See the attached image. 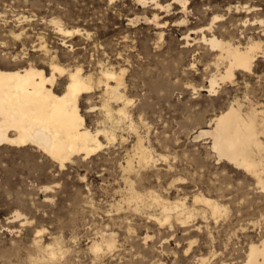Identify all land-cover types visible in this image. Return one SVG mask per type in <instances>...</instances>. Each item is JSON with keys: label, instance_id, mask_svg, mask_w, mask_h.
I'll return each instance as SVG.
<instances>
[{"label": "rangeland", "instance_id": "obj_1", "mask_svg": "<svg viewBox=\"0 0 264 264\" xmlns=\"http://www.w3.org/2000/svg\"><path fill=\"white\" fill-rule=\"evenodd\" d=\"M152 4L0 0V65H33L50 75L57 62L72 70L80 67L95 79L103 69L122 71V91L132 101L130 119L116 125L114 143L102 139L103 149L76 157L64 168L34 146L0 145V264H201L202 259L239 264L250 244L264 238V189L257 177L220 159L210 137L194 138L233 104L244 113L251 108L264 112V47L254 71H237L210 92L217 73L213 52L184 39L214 15L226 16L225 29L243 44L251 34L264 45V32L231 23L221 0H188L185 26L177 23L180 9L165 13ZM260 7L264 10V2ZM155 15L160 24L152 21ZM258 17L264 18V11ZM56 22L79 28L80 34L64 35ZM81 110L90 129L113 126L104 120L101 93L82 100ZM138 138L156 160L149 169L136 167L139 173L126 170L129 159L137 165ZM131 187L146 194L143 202L130 200ZM151 192L172 203L186 202L199 214L185 224L175 216L160 224L161 209ZM198 194L218 200L225 211L215 218L203 203H194ZM109 238L113 249L105 241ZM94 242L103 250L95 253ZM38 244L54 246L58 257L50 261Z\"/></svg>", "mask_w": 264, "mask_h": 264}, {"label": "bare ground", "instance_id": "obj_2", "mask_svg": "<svg viewBox=\"0 0 264 264\" xmlns=\"http://www.w3.org/2000/svg\"><path fill=\"white\" fill-rule=\"evenodd\" d=\"M137 1L142 6L148 5L151 1L165 13L180 9L183 16L177 23L182 26L189 23L188 0H170L171 2L166 5H162L159 0ZM213 1L217 2L218 0ZM263 2L264 0H221V3L226 4L229 16L232 15L231 19L228 17L231 23H240L242 27L247 28L246 30L256 31L261 28L264 32V18L258 17L259 12L264 11L260 7ZM174 5H177L178 8H173ZM208 6L206 9L212 13L215 8H212L210 4ZM213 12L215 13V11ZM236 15L241 17L237 19ZM224 17L214 15L208 25L192 30L190 27L191 31L188 30L186 35L184 33L187 44L190 42L202 43L213 52V62L216 64L217 73L210 80V92L216 91L219 80L222 82L227 79L232 80L237 71H254L253 66L258 57V51L262 49V46L264 47L260 38L255 39L251 34L246 44L236 41V36L232 31L225 29L227 28L225 23L227 18ZM158 18L159 16L155 15L152 21L160 24ZM135 21L137 22V20ZM217 22H220L221 25L216 26ZM56 24L64 35L72 36L80 32L79 28L65 29V26H61L59 22ZM223 28L224 31L221 30ZM51 71V74L47 75L44 69L33 65L23 67L20 64H15L14 68H5L0 65V145L34 146L57 162L61 168H64L66 164L76 160V157L88 158L103 149L105 144L102 139L108 144L114 143L117 136L119 137L116 134V125L123 120L130 119L127 107L132 101L122 91L125 82H123L122 71L117 73L118 71L113 69H103L100 71L99 77L95 79L94 75L84 74L80 67L72 70L57 62L51 64ZM61 84H64V87L59 90L58 86ZM97 93H101L104 120L113 124L110 128L108 125V127L92 130L87 126L86 118L82 114V100L89 101ZM259 109L251 108L244 113L241 105L233 104L211 119L210 129H201L194 138L210 137L212 139L211 149L220 159H225L256 176L261 188L264 189L263 172L261 171L264 168V142L261 140V135H264V112L263 109ZM116 117L119 120H116ZM102 123L104 124V122ZM130 126H133L132 122ZM136 142V153H134L137 165L134 164L133 159H129L126 166L127 171L138 172L136 167H139L138 170L146 169L156 162L153 153L145 147L142 139L138 138ZM142 176L144 175L142 174ZM145 195L141 191L137 192L134 187L130 188V200L137 204L144 201ZM149 196L158 203L161 209V217L158 216L159 223L169 222L175 216L177 221L185 224L199 214L196 209H190L186 202L172 203L152 192L149 193ZM194 203H203L215 218L225 211L218 200L203 194L196 195ZM17 217H21V214L17 213ZM105 241L108 249L115 248L113 238ZM37 247L44 249L49 254L50 261L58 257L59 252L54 246L48 245L43 248V245L38 244ZM91 249L98 253L103 250V247L101 243L94 242ZM245 257L246 259L239 264H264V238L260 243H251ZM201 261V264H206V259Z\"/></svg>", "mask_w": 264, "mask_h": 264}]
</instances>
